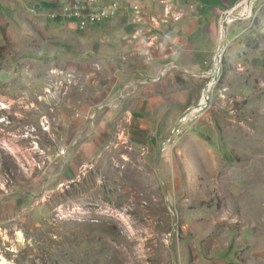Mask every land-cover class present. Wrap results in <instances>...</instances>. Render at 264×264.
Listing matches in <instances>:
<instances>
[{
  "label": "rangeland",
  "instance_id": "obj_1",
  "mask_svg": "<svg viewBox=\"0 0 264 264\" xmlns=\"http://www.w3.org/2000/svg\"><path fill=\"white\" fill-rule=\"evenodd\" d=\"M247 1L216 10L213 57L183 72L133 33L114 44L107 23L51 14L70 0H0V264H217L240 201L264 198L246 176L264 178V0L228 20L213 75L225 13ZM142 55L156 73L136 72Z\"/></svg>",
  "mask_w": 264,
  "mask_h": 264
},
{
  "label": "crops",
  "instance_id": "obj_2",
  "mask_svg": "<svg viewBox=\"0 0 264 264\" xmlns=\"http://www.w3.org/2000/svg\"><path fill=\"white\" fill-rule=\"evenodd\" d=\"M133 1L135 0H128L129 4H123L124 0L120 1L121 8L116 17L101 22L102 24L107 23L108 30L106 31L105 29L103 31L107 33L111 32L112 37H114V44H120V38L122 36L133 33L141 45L142 52L146 51L145 49L148 44L150 46L155 44L154 51L160 55V60L164 62L165 67H169L171 70L173 67H177L183 72L189 71L192 67L205 64L206 61L213 57L211 51L214 49V35L216 34L213 24L215 12L227 0H200V8L194 7L192 9L188 2L190 0H186V2H184L185 0H180V2L172 0V2H176L174 5L170 1L168 3L165 0H137L142 6L138 10L132 7L131 3ZM142 14H144V20L149 23L146 27H142L137 23L135 24L137 20L142 18ZM152 14H154L153 16L156 14L158 19L155 16V20H151ZM95 25L88 26L85 29L90 30ZM152 29L156 30L155 36L157 38L159 36H163V38L154 41L155 36L153 37L151 35L150 40L146 41L144 33H148V30ZM138 59L139 65L137 66V73L141 72L149 75L159 70V64L150 60L148 61L144 55ZM88 63L90 62L73 61L72 66L82 67ZM139 67L141 68L140 70ZM114 75L118 79L115 76L110 78L111 83L107 91L84 99V108H89L93 103L114 94L117 82L119 80H125L126 73L121 71L116 72ZM150 92L151 87L148 86V90L142 97L143 106L150 103V97H152ZM132 97H134L133 100L135 98L137 100L136 95L130 98L132 99ZM145 107L147 109L151 108L148 106ZM259 172L264 177V169L259 170ZM246 176L248 178L247 185L249 187L254 185L253 188L256 187L257 192L264 194V178L261 180L255 179V175L250 171H247ZM246 190H248V187L245 185L241 187V192H239L244 193ZM260 202L261 207L259 206L260 203L252 205L246 198L240 201L241 211H238L236 216L237 220L233 229H230L229 234H226L220 239L217 238L215 247H213V252L216 253L215 262L217 264H226L224 260L227 255L233 256V259H227L233 262L231 264H264V198L263 202L262 200ZM260 216L262 218L259 219Z\"/></svg>",
  "mask_w": 264,
  "mask_h": 264
},
{
  "label": "built area",
  "instance_id": "obj_3",
  "mask_svg": "<svg viewBox=\"0 0 264 264\" xmlns=\"http://www.w3.org/2000/svg\"><path fill=\"white\" fill-rule=\"evenodd\" d=\"M131 5L135 10L142 7L137 0ZM120 8L119 0H70L61 10H54L51 14L72 19L84 28L116 17Z\"/></svg>",
  "mask_w": 264,
  "mask_h": 264
},
{
  "label": "water",
  "instance_id": "obj_4",
  "mask_svg": "<svg viewBox=\"0 0 264 264\" xmlns=\"http://www.w3.org/2000/svg\"><path fill=\"white\" fill-rule=\"evenodd\" d=\"M248 6H249V9L247 11H243V12L227 11V13H225V16H224L223 22H222L224 31H223L221 44L219 45V48L217 50V63H216V66H215V68L213 70V75L217 74L218 71H219L222 49H223V46H224L226 38H227L228 20L231 19L234 16H242V17H244V16L249 15L251 13V10H252V0H249ZM208 84H209V82H207L205 84V86H204V95L207 94ZM203 99L199 102V104L191 106L190 110H195V109L201 107L202 105H204L206 103V101H207V97H205Z\"/></svg>",
  "mask_w": 264,
  "mask_h": 264
},
{
  "label": "bare ground",
  "instance_id": "obj_5",
  "mask_svg": "<svg viewBox=\"0 0 264 264\" xmlns=\"http://www.w3.org/2000/svg\"><path fill=\"white\" fill-rule=\"evenodd\" d=\"M247 2L249 3V0H248ZM231 11H232V10H231ZM213 78H214V77L212 76V79L210 80L211 83L213 82ZM214 79H215V78H214ZM210 81H209V82H210ZM211 83L208 84V89H209V87L211 86ZM207 95H208V91H207V94H205V96L207 97Z\"/></svg>",
  "mask_w": 264,
  "mask_h": 264
}]
</instances>
